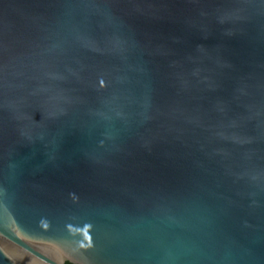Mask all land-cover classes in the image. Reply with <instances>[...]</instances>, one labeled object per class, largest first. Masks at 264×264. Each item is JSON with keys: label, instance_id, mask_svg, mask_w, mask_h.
<instances>
[{"label": "water", "instance_id": "water-1", "mask_svg": "<svg viewBox=\"0 0 264 264\" xmlns=\"http://www.w3.org/2000/svg\"><path fill=\"white\" fill-rule=\"evenodd\" d=\"M264 264V0H0V264Z\"/></svg>", "mask_w": 264, "mask_h": 264}, {"label": "trees", "instance_id": "trees-1", "mask_svg": "<svg viewBox=\"0 0 264 264\" xmlns=\"http://www.w3.org/2000/svg\"><path fill=\"white\" fill-rule=\"evenodd\" d=\"M65 264H73V263H70V262H66Z\"/></svg>", "mask_w": 264, "mask_h": 264}]
</instances>
